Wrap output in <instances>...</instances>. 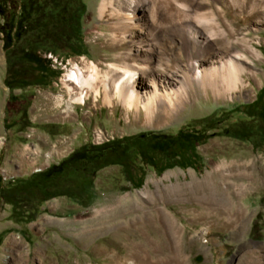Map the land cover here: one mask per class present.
I'll return each mask as SVG.
<instances>
[{"label":"rangeland","instance_id":"rangeland-1","mask_svg":"<svg viewBox=\"0 0 264 264\" xmlns=\"http://www.w3.org/2000/svg\"><path fill=\"white\" fill-rule=\"evenodd\" d=\"M18 1L33 11L8 50L3 48L0 30L2 181L28 177L74 151L103 143L125 147L126 161L97 170L89 196L70 181L66 190H60L63 195L18 210L2 202L0 264H132L130 255L134 253L140 259L151 255V262L163 264H239L250 251L264 263V91L260 93L264 86V23L255 25L264 18V9L257 19H248L242 11L247 0H107L113 6L101 17L102 0ZM132 14L139 25L127 29L125 37L137 39L147 34L158 41L160 48L150 59L156 74L163 72L161 66L167 68L165 57L169 62L190 54L205 57L207 48L219 51L228 45L254 66L255 75L246 73L244 89L228 98L199 93L162 123H147L142 113L135 121L133 115L125 116L119 103L111 108L91 98L85 105L75 104L73 112L64 116L63 105L55 104L56 97L64 94L62 75L83 59L103 69L115 61L118 48L113 51L109 43L116 28L110 22ZM185 20L198 25L201 33L213 29L214 37L206 42L209 47L189 38L181 27ZM4 25L8 24L0 14V27ZM244 35L260 59L246 53ZM26 50L50 59L54 72L42 60L40 68L23 59ZM39 69L58 75L52 77ZM4 80L16 87L9 88ZM179 131L201 137L192 144V153L150 149L154 141L160 143ZM142 143L145 150L137 147ZM251 160L256 172L262 167L261 178L232 202L233 211L244 210L238 236L236 225H224L223 218L209 213L211 209L199 204L192 193L200 182L210 180L218 163ZM165 163L170 167L162 170ZM172 187L181 194H170ZM159 217L166 220V228L158 227ZM163 230H169L171 240L166 242ZM159 236L165 245L155 259L144 238L158 240ZM12 237L21 242V252H26L22 261L5 249ZM138 246L146 252L136 249Z\"/></svg>","mask_w":264,"mask_h":264},{"label":"bare ground","instance_id":"bare-ground-1","mask_svg":"<svg viewBox=\"0 0 264 264\" xmlns=\"http://www.w3.org/2000/svg\"><path fill=\"white\" fill-rule=\"evenodd\" d=\"M244 5L242 11L247 13L248 19L253 17L257 19L264 9L260 0H247ZM112 6L111 2L102 0L99 5L100 16L104 17ZM113 10L117 11L118 9L114 8ZM137 18L134 14L125 15L110 22V26L116 28V32L111 37L109 45L113 51L116 50V47L118 51L114 56L116 60L108 62L105 69L102 68V65L91 60L83 59L80 64H74L62 75L61 83L64 94L56 95L55 104L58 107L63 105L64 116L73 112L75 104L85 105L87 99L91 98L94 103L101 100L104 105L111 108L114 107V102L119 103L125 116L130 117L131 114L135 121L140 118L142 113L143 121L151 123L155 120L157 123H162L176 115L181 107L190 102L191 98L198 97L199 93L202 92L206 95L210 93L216 99L228 98L233 93L244 89L246 73L255 75L254 66L249 65L241 58L242 53L233 52L228 45L219 51L207 48L205 57L190 54L177 62H169L165 57L168 62L166 63L167 68L161 66L163 72L156 74L150 59L157 54L160 48L158 41L147 34L139 36L140 38L137 39H126L125 37L127 29L139 25ZM211 20L213 19L211 18ZM263 20L264 18H260V21L256 20L255 25L264 23ZM195 26L188 23V20H185L181 25L189 38L194 39V42H203L209 47L210 43L206 42L214 37V33L211 32L213 29L206 34L199 32ZM230 30L232 31V28ZM245 36H242V41L245 42L244 50L250 57L260 59V53ZM125 41L128 42V45L124 44ZM254 164L255 162L252 160L242 163L220 162L216 165L214 173L209 176L210 180L200 182L196 186L197 190L192 193V197L199 201V204L202 206L204 204L207 206L205 208L211 209L209 213L214 212L215 215H220L224 225H236L238 236L242 234L244 210L238 208L233 211L232 202L246 193L249 188H254V184L259 178L258 174L262 171V167L258 166V172H256ZM169 193L173 196L181 194L177 187L170 188ZM157 221L158 227H167L166 220L159 217ZM168 231L163 230L166 242L171 240L170 236H172ZM144 240L151 247L152 258H158L165 245L164 239L159 236L158 240L148 237H145ZM21 246V242L12 237L6 242L5 249L15 252L18 260L22 261L26 252H21ZM137 248L146 252L141 246ZM248 254L250 256L239 264H264L253 255L252 251ZM147 256L151 257V255ZM130 257L132 264H163L160 260L152 259L151 262L150 257H148L149 259H140L136 253L131 254Z\"/></svg>","mask_w":264,"mask_h":264},{"label":"trees","instance_id":"trees-1","mask_svg":"<svg viewBox=\"0 0 264 264\" xmlns=\"http://www.w3.org/2000/svg\"><path fill=\"white\" fill-rule=\"evenodd\" d=\"M29 1L33 2V0ZM48 1L51 3V0ZM32 11L24 3H19L18 0H0V14L4 17L5 24H8L7 26L0 27L3 34L4 49L8 50L12 46L13 38H18L19 30L24 26V22L30 19ZM17 12L18 15H16ZM11 20L15 21L14 24L11 23ZM77 27H79L78 24ZM22 57L27 62L40 68L42 65L39 60H42L46 62L45 66L48 70H53L50 59L38 57L32 51H23ZM39 71L46 75L50 72L43 69H39ZM49 75L53 77L58 74L56 72L55 74L50 73ZM4 83L9 88L16 87V85H10L7 80H4ZM263 91L264 86L261 88L260 93ZM200 140L201 137L198 135H193L186 131H179L175 136L163 139L160 143L154 141L150 149L164 152L165 150L170 151L172 148H176L180 154L192 153V144L198 143ZM144 146L142 143L141 146L137 147L145 150ZM125 151V147L119 144L103 143L94 145L89 150L80 149L74 151L59 163L52 164L46 169L32 173L25 178H15L3 182L0 175V205L2 202L8 203L18 210L19 207L29 205L34 201H46L55 196L63 195L60 190L67 189V183L70 181L74 183L75 189H80L81 192L87 191V196L92 195L90 190L92 189L95 172L105 166L118 163L116 160H112V157L119 153H125ZM152 166L154 165L152 164ZM169 167L165 163L162 170ZM2 236L3 233H0V244Z\"/></svg>","mask_w":264,"mask_h":264},{"label":"flooded vegetation","instance_id":"flooded-vegetation-1","mask_svg":"<svg viewBox=\"0 0 264 264\" xmlns=\"http://www.w3.org/2000/svg\"><path fill=\"white\" fill-rule=\"evenodd\" d=\"M176 148H172L170 151H172V150H175ZM179 157V156H178ZM112 158H114L118 163H116V164H119V165H121V164H123L126 160H125V158H124V153H119V154H116V155H114ZM112 165V164H111Z\"/></svg>","mask_w":264,"mask_h":264}]
</instances>
